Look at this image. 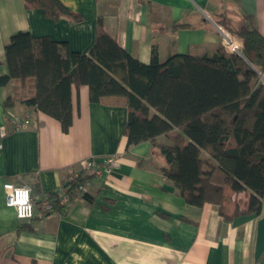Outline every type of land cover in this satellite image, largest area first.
I'll return each mask as SVG.
<instances>
[{"label": "crops", "instance_id": "obj_1", "mask_svg": "<svg viewBox=\"0 0 264 264\" xmlns=\"http://www.w3.org/2000/svg\"><path fill=\"white\" fill-rule=\"evenodd\" d=\"M82 21H58L24 0H0V77L9 73L5 46L17 32L66 43L89 54L98 24L141 63L153 47L164 62L175 54L199 55L223 43L220 15L240 20L253 16L264 36V0H59ZM175 24H185L174 30ZM27 87L16 80L0 87V264H264L255 260L261 216L224 221L219 207L191 206L165 176V159L150 142L127 148L128 110L121 99L90 100L87 85L72 86L73 123H61L23 102ZM31 95V94H29ZM29 114L31 125L13 131L14 119ZM159 142H167L164 137ZM118 155L110 174L92 178L86 196L74 195L66 214H41L88 158ZM32 188L36 211L20 220L6 205L7 187ZM248 193L233 196L244 209Z\"/></svg>", "mask_w": 264, "mask_h": 264}, {"label": "trees", "instance_id": "obj_2", "mask_svg": "<svg viewBox=\"0 0 264 264\" xmlns=\"http://www.w3.org/2000/svg\"><path fill=\"white\" fill-rule=\"evenodd\" d=\"M54 21H82L59 0H24ZM216 23L240 45V54L223 43L199 55L175 54L164 62L152 49L141 63L98 24L89 54L71 52L63 42L13 34L5 46L9 73L0 87L19 81L23 102L61 123H73L72 86L87 85L90 100H122L128 110L127 148L150 142L165 159L162 172L194 207H219L224 221L261 216L264 196V36L250 14L240 20L220 15ZM185 24H175L174 30ZM31 94V95H29ZM164 137L167 142H159ZM248 193L244 209L233 200ZM69 191V199L74 196ZM77 195V194H76ZM86 196L87 193L82 194ZM50 213L64 215L58 192Z\"/></svg>", "mask_w": 264, "mask_h": 264}, {"label": "built area", "instance_id": "obj_3", "mask_svg": "<svg viewBox=\"0 0 264 264\" xmlns=\"http://www.w3.org/2000/svg\"><path fill=\"white\" fill-rule=\"evenodd\" d=\"M223 33V44L229 52L240 54V45L236 43L231 35L221 28ZM13 131H22L31 125L30 115L27 114L24 119H14L12 122ZM5 129L0 130V150L1 141L7 135ZM119 166L118 155L105 156L101 159L92 157L85 159L80 164V169L70 173L66 181L57 192L62 204L69 201V191L73 190L74 194L82 195L88 192V187L92 178L101 177L104 174L112 173ZM6 205L13 208L17 218L20 220H31L34 218L36 205L33 196V190L25 184H12L7 187ZM52 210L51 201L42 203L40 212L43 215L49 214Z\"/></svg>", "mask_w": 264, "mask_h": 264}, {"label": "water", "instance_id": "obj_4", "mask_svg": "<svg viewBox=\"0 0 264 264\" xmlns=\"http://www.w3.org/2000/svg\"><path fill=\"white\" fill-rule=\"evenodd\" d=\"M261 79L263 75L261 74ZM264 253V217L258 221L257 234H256V246H255V260H258Z\"/></svg>", "mask_w": 264, "mask_h": 264}, {"label": "rangeland", "instance_id": "obj_5", "mask_svg": "<svg viewBox=\"0 0 264 264\" xmlns=\"http://www.w3.org/2000/svg\"><path fill=\"white\" fill-rule=\"evenodd\" d=\"M262 81L264 82V76H263V79H262Z\"/></svg>", "mask_w": 264, "mask_h": 264}]
</instances>
